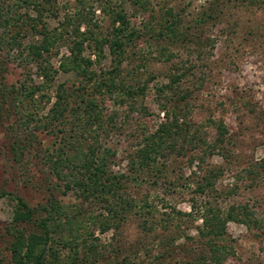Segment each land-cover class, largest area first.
<instances>
[{
  "label": "rangeland",
  "instance_id": "obj_1",
  "mask_svg": "<svg viewBox=\"0 0 264 264\" xmlns=\"http://www.w3.org/2000/svg\"><path fill=\"white\" fill-rule=\"evenodd\" d=\"M3 1L27 12L39 31L43 26L62 29L66 16L78 7L97 24L92 27L96 35L111 34L112 11H123L136 34L127 42L119 67L109 45L98 52L93 42L85 44L83 55L94 62L90 70L97 73L93 80L61 70L70 48L65 43L57 46L50 62L59 71L37 94L38 106L25 101L19 91L26 83L43 85L36 66L22 60L21 49L1 45L2 264H15L8 232L13 199H23L40 218L48 215L44 208L52 196L80 217L83 231L89 226L94 232L92 243L101 264H157L165 244L206 243L211 237L201 235L205 204L225 214L233 207L247 210L238 214L244 222L227 223V240L220 244L231 254L223 264H264V0H144V5L137 0H52L53 14H45L41 22L28 4H0ZM172 17L179 21L176 33L167 29ZM5 29L0 36L10 42L18 29ZM81 32H86L85 25ZM42 38L30 28L17 36L24 47ZM109 73L117 83L111 91L105 77ZM60 87L70 105L58 123L50 114ZM88 99H94L102 116L93 126L94 138L75 134L85 122L80 115ZM162 107L179 118L176 148L158 160L161 171L136 181L133 154L165 121ZM29 113L37 116L26 124L23 119ZM65 143L103 152L111 171L129 176L128 182H121L136 207L120 226L111 222L101 232L106 224L95 226L90 218L108 216L104 207L86 202L78 190L67 191L54 177L49 156ZM180 252L177 260L183 258ZM59 255L60 264H86L83 253L77 261L68 250Z\"/></svg>",
  "mask_w": 264,
  "mask_h": 264
},
{
  "label": "trees",
  "instance_id": "obj_2",
  "mask_svg": "<svg viewBox=\"0 0 264 264\" xmlns=\"http://www.w3.org/2000/svg\"><path fill=\"white\" fill-rule=\"evenodd\" d=\"M51 1L18 0V4H28L40 15L41 22V17H44L45 14H53ZM143 1L137 0L136 2L144 5L146 1ZM10 4L6 1L0 4V29L17 28L18 31L10 42L6 40L5 35L0 36V48L1 45H7L12 49H21L22 60L36 66L37 75L43 80V85L33 83L27 85L26 83L19 89L23 99L32 106L38 102L37 94L44 90L45 85L54 82L58 74L59 70L55 69L50 62L51 52L57 46L65 43L70 48V55L65 57L60 66L61 70L64 72L74 71L84 78L93 80L97 77V73H92L90 70L94 62L83 55L85 44L93 42L98 52H103L104 46L109 45L119 67L126 52L127 42L136 34L135 31H130L126 16L122 14L123 11H112L113 29L111 34L107 37L96 35L92 27L96 28L97 24L93 23V19L78 7L73 11V14L66 16L62 23V29L50 30L47 26H43L42 31H39L36 21L30 19L27 12L23 14L20 7L12 8ZM167 15H172V13L168 11ZM178 24L179 21L173 18V21L167 25V29L176 33ZM83 25L86 26V32H81ZM29 28L34 32H39L43 38L38 43L24 47L17 40V36L21 32L28 33ZM64 32L70 36L65 37ZM91 74L93 75L91 76ZM105 77L109 83L108 89L111 91V88L117 85L115 76L113 73H109ZM86 103L88 104L87 109L80 115V119L82 117L85 122L75 129V134L80 137L94 138L96 132L93 126L100 124L102 116L94 99H88ZM69 105L64 97L63 87H60L58 101L51 110L50 120L59 123L66 111L69 110ZM162 112L166 116L165 121L160 124L155 133L146 138L145 143L140 145L133 154L131 168L136 173V181L145 173L161 171L156 166L158 160L165 152L174 151L176 148V137L180 134L178 129L181 128L179 118L165 107H162ZM36 116L29 113L26 117L24 116L23 122L28 124L34 121ZM220 130L223 135L225 129ZM49 160L54 177L64 184L67 191L78 190L86 202L96 201L104 207L108 216L90 218L91 224L95 226L106 224L101 228V232L107 230L112 225L111 222L120 226L125 216L136 207V202L127 195L128 189H125L124 183L121 182V178H126L125 180L128 182L129 176L118 175L111 171L103 152L95 151L92 147L86 151L80 145L65 143L49 156ZM261 169L264 173V157L261 161ZM13 202V216L8 232L12 238L9 251L15 264H60L59 252L62 250H68L76 261L80 253H83L82 258L86 264H101L97 245L92 243L94 232L92 233L89 226L86 227V231H83L84 226L80 217L71 215L65 205L55 196H52L49 207L44 208L48 215L40 218L36 217L35 211L23 199L15 198ZM204 206L201 235L211 237L210 240L193 247L188 244L177 246L173 243L165 244L164 250L157 257V264H223L228 259L231 254L229 247L220 244L227 240V223L229 221L244 222L238 217V214H246L247 210L233 207L225 214L219 207L213 208L207 204ZM247 220L248 218L245 221ZM30 228L33 229L30 230ZM200 250L203 253H200ZM177 251H181L179 255L183 257L181 260H177ZM0 264H2L1 259Z\"/></svg>",
  "mask_w": 264,
  "mask_h": 264
}]
</instances>
